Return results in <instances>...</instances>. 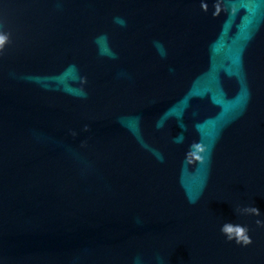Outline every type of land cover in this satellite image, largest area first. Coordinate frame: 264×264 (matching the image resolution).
I'll return each mask as SVG.
<instances>
[{"label":"water","instance_id":"1","mask_svg":"<svg viewBox=\"0 0 264 264\" xmlns=\"http://www.w3.org/2000/svg\"><path fill=\"white\" fill-rule=\"evenodd\" d=\"M0 31V264H264V0H0Z\"/></svg>","mask_w":264,"mask_h":264},{"label":"clouds","instance_id":"2","mask_svg":"<svg viewBox=\"0 0 264 264\" xmlns=\"http://www.w3.org/2000/svg\"><path fill=\"white\" fill-rule=\"evenodd\" d=\"M10 37L7 33H4L3 31H0V53L3 52L4 46L6 43H8ZM201 151L206 153L208 151V148H201ZM205 160V157H204ZM190 203H193L190 201ZM246 211H251L252 213L259 215L260 210L257 207H250L245 209ZM258 223H261V221H258ZM221 232L227 237L228 240H235L237 244H243L248 245L251 244V238L247 234V229L244 226L236 225L231 222H226L221 226ZM137 264H139V261L137 260Z\"/></svg>","mask_w":264,"mask_h":264}]
</instances>
